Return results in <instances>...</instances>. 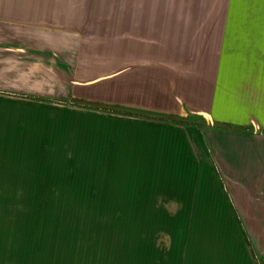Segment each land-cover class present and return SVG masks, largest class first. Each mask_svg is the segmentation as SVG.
<instances>
[{
  "label": "rangeland",
  "instance_id": "374dc122",
  "mask_svg": "<svg viewBox=\"0 0 264 264\" xmlns=\"http://www.w3.org/2000/svg\"><path fill=\"white\" fill-rule=\"evenodd\" d=\"M108 4L0 0V264L156 263L142 238L173 213L141 207L139 131L156 119L73 104L117 105L107 77L141 51L109 47Z\"/></svg>",
  "mask_w": 264,
  "mask_h": 264
},
{
  "label": "crops",
  "instance_id": "0c3cea01",
  "mask_svg": "<svg viewBox=\"0 0 264 264\" xmlns=\"http://www.w3.org/2000/svg\"><path fill=\"white\" fill-rule=\"evenodd\" d=\"M108 1L109 47L141 50L107 77L110 100L175 119L139 131L141 207L173 212L143 251L154 264H264V0ZM133 71L148 82L139 107Z\"/></svg>",
  "mask_w": 264,
  "mask_h": 264
},
{
  "label": "trees",
  "instance_id": "16d2710c",
  "mask_svg": "<svg viewBox=\"0 0 264 264\" xmlns=\"http://www.w3.org/2000/svg\"><path fill=\"white\" fill-rule=\"evenodd\" d=\"M31 98L38 99V100L40 99L38 97H31ZM73 104L81 106V107L97 109V110H102V111H106V112H115V113H120V114H127V115L145 117V118L156 119V120H175L174 118H172L170 116L148 113V112H144V111L133 110L130 108H118L116 106L108 105V104L87 103V102H80V101L74 102ZM180 121L185 122L187 120H180Z\"/></svg>",
  "mask_w": 264,
  "mask_h": 264
}]
</instances>
